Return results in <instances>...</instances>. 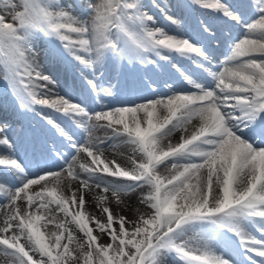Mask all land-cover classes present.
Masks as SVG:
<instances>
[{
    "label": "rangeland",
    "instance_id": "374dc122",
    "mask_svg": "<svg viewBox=\"0 0 264 264\" xmlns=\"http://www.w3.org/2000/svg\"><path fill=\"white\" fill-rule=\"evenodd\" d=\"M109 1L110 2L113 1L111 4H109L110 8L105 7L106 5L105 0L102 1L103 4L101 7L104 8L101 9L100 12H107L103 14V17L111 16L110 13H113L112 7L114 6V1L117 2L118 0H109ZM24 5H26V7H23ZM65 7H67V5H63L61 9H65ZM26 10H28L27 13L25 12ZM114 10L116 12H119L117 11V9ZM40 13L41 15L39 17L40 19L39 22L35 20V17ZM42 13L46 15L43 16ZM57 14H60V11H59V5H57L56 0L55 1L53 0V2L50 0H0V28L2 29L0 30V32H3L6 35L13 34L16 36L15 41L18 39V41L20 42L19 46H17L15 42L13 44L12 40H14V36L11 42L1 40L0 51L1 53H3L2 58L7 60V55L5 54L7 51L6 45L12 48H16V52L19 53V47L22 44L21 43L22 40L20 38L22 37L21 35L23 34L28 35L29 33L34 32L37 33L36 37H40L39 30L37 29V27L42 28V26L44 25V22L42 21V17L47 21V23L50 22V19H53L55 24L54 26H51V28L54 29L56 32L58 31L60 32L59 29H61V21L59 20V18L56 17ZM91 25L94 27L95 23L92 21ZM65 28L68 30V26H65ZM65 32L66 31L63 30V33ZM89 36L90 35H88V37ZM97 39H99V37H97ZM67 44L71 45L72 43L70 41H67ZM12 55L10 56V58L12 59V62L16 64L17 59ZM2 66L3 64L0 65V74L2 73L1 70ZM116 120H121V119L116 117ZM178 141L179 140H177L175 144H177ZM93 145L97 146V144H95L94 142L93 143L90 142L88 147L92 150ZM152 148L156 149V144L155 145L153 144ZM145 155L148 158V155L147 154ZM152 156H149V158H151ZM130 160H132V158H130ZM127 162L131 163L129 160ZM125 166L127 167L126 168L127 171L126 170L122 171L121 176L126 178H134L138 173H141L144 170V166L138 169L139 168L138 164L137 165L133 164L128 166L125 164ZM204 184L205 183H203V185ZM148 185L150 187V191H153L155 193L159 191V186L153 183H148ZM179 186H176V188L179 187V191H180L176 199L178 205L177 206L175 204L172 205L169 202L167 204L169 207L173 209H180L179 210L180 212L184 211L186 212V214H189V212L190 213L196 212L198 208L206 209L209 208L211 205L212 206L215 205L214 203L210 204V200L206 199L205 196L203 199H201L203 197L204 186L202 187L201 197L196 201L192 197L186 194V191H188L187 186H189V184L185 185L184 183H182V185L180 184ZM169 187L163 190V193L161 189L160 193L157 194L160 204H162V200H160V197L161 199L163 198V201L165 203H167V199L164 196L165 193L172 188L170 185ZM184 190L186 191L184 192ZM212 193L213 190H211V196ZM137 194L138 193H135L134 195ZM65 196H66L65 199H67L69 196L72 197L73 194L71 195L65 194ZM121 197H129V196L126 194L125 196L123 195ZM129 199L132 201V205H133L134 201L132 200L131 197ZM145 199L147 200V198ZM67 201H69V199L66 200V204ZM104 204L108 206L105 205L106 207L103 208ZM111 205H114V203H111L109 200L105 201L102 204L98 205V207H100L99 208L100 211H97V213L96 212L93 213L92 211H87V212L83 211V209L76 207V205L73 202L72 204H70L69 209L70 211L72 210V214H73V216L71 215L72 217L71 219L76 224L70 222H68L67 224L62 223L63 219L68 220L67 218L68 214H67L65 217L60 218L56 227V231H57L59 230V226L61 224H64L67 227L65 229L66 231L65 236L59 237L54 234L48 235L42 232L43 230L40 232L37 231L36 233L31 231L30 236L28 237L23 235L19 237L12 235L9 236L8 238L3 237L2 240H0V243L4 246V243H2V241L10 240L9 244L15 250L12 253L15 256H17L18 259L17 258L15 259L16 262H18L19 264H110L112 263V261H110V259L112 258L117 259L123 256H128V254L125 253V252L127 253L129 252V250L127 249L128 245L121 244L122 238L124 240L125 237L132 238L133 245H136L135 241H138V243H145V241L142 240L143 233L145 231L149 232L154 227L157 231H162V225L163 226L166 225L165 227L168 228L172 227V224L176 222L175 220L177 218L176 217L177 215L175 214L174 215L167 214L166 213L168 209L167 208L164 214L165 218L163 220V223H162V215H160L158 224L154 226L155 206H154L153 198H152L153 212L151 215L142 213V215H140L139 217H131L129 216V213L119 212L118 214H116L114 212V207H111ZM167 218H171V219L169 220ZM9 223L8 225H10ZM78 228L81 229L80 230L81 232L78 231ZM73 238L74 240H72ZM129 247L133 248L131 245H129ZM130 258L131 256L117 263L124 264V262L129 261ZM0 264H6V263L2 261Z\"/></svg>",
    "mask_w": 264,
    "mask_h": 264
},
{
    "label": "bare ground",
    "instance_id": "6f19581e",
    "mask_svg": "<svg viewBox=\"0 0 264 264\" xmlns=\"http://www.w3.org/2000/svg\"><path fill=\"white\" fill-rule=\"evenodd\" d=\"M69 8V7H68ZM65 9H67L65 7ZM66 23L65 26H68V32L71 34L72 39L75 40V43L78 44V46H86L84 42V35L82 33V27L83 23L80 20V18H75L72 15H66ZM264 22V17L263 20ZM251 43L254 46H257L261 43V40L258 38H254ZM264 46V42H263ZM259 48V47H256ZM80 49V48H78ZM83 52V50H81ZM41 58V57H40ZM39 60V59H38ZM68 80V77H66ZM49 85L50 82L45 78ZM70 81L73 82L74 80L70 77ZM35 84V83H34ZM56 88V87H55ZM185 95V94H183ZM21 96V95H19ZM19 98V97H18ZM162 103V102H161ZM19 107L24 108L26 106L23 99H18ZM148 104H142L136 107H131L127 113L129 114L125 118L121 119L122 121L127 122L130 126L129 129H140L144 131H148L149 127L155 120L158 122L160 121L161 113L159 110H154L153 113L149 112V108H147ZM163 107L164 105L161 104ZM13 107V104L8 105V108ZM27 107V106H26ZM146 107V108H143ZM163 110V109H162ZM205 112L202 116H198L193 119V123L188 126L185 125L184 127L178 128L179 131H174L173 133L169 135L164 134H158L154 138V145L156 144V148L162 149H172L176 145H178L181 141V139L188 134L191 129L195 130L196 122L201 121L204 122L203 118L206 112L211 110L210 108L206 107L204 108ZM152 117V122L150 123V118ZM116 120V116H114L112 113L106 114L105 120H107V123L103 126V130H109L110 127V120ZM157 122V123H158ZM143 125V127H142ZM172 123L169 125L171 126ZM168 126V127H169ZM182 128V129H181ZM164 129V128H162ZM180 138V139H179ZM178 141L177 144L176 141ZM93 143V142H92ZM138 152L139 149L136 147H132L129 144H123V145H111L106 148H100L99 145L92 147V153L96 156H99L101 158V161H98V163H109L112 162L113 164L118 163L115 167L116 170H119L123 167V165H128L129 160V153L130 151ZM141 157V156H140ZM137 165V164H136ZM131 168V167H130ZM133 168V166H132ZM126 170V169H125ZM129 170V169H128ZM127 171V170H126ZM243 171H245L244 167L240 168V171L238 173L239 175L243 176ZM169 173V174H184V177L181 179H186L189 175L191 177L192 185L188 187V191H186V194L192 197L195 201L199 199L202 195V187L205 191L207 187V177L206 174H210L209 176L210 184H211V190H213L211 200H217L220 192L221 187H219V180L216 177V172L208 171V170H202L200 166L192 165V164H185V165H173L170 167H166L162 173ZM213 175V176H212ZM54 176L52 179L46 178V182L39 183L41 185H31V188L29 191H35L38 190V188L41 189H49V192L55 193L54 196H52L51 199H48L47 197L42 198L41 205H38L37 203V197H33L27 200L26 194L25 195H19V190H11V192H7V196L4 198L0 197V240H2L3 237H9V236H30L29 231L37 232L42 231L48 235L54 234L59 237L65 236L67 228L64 224L70 222V204L74 202L76 207L83 209V211H92L93 213H97V211H100V207L98 205L102 204L105 201H110L111 203H114V205H111V207H114V212L118 214L119 212L123 213H129V216L131 217H139L140 215L146 214L150 212V208L148 205L144 202H140L139 197H145V194L147 191H141L139 196L134 195L137 191L131 192L127 194L129 197H118L117 193H114L109 190H104L103 188L99 187L101 186L98 182L100 180H97V182L91 183V185L88 188L83 187L80 185V183L75 179L73 175H68L64 171H61L58 175H52ZM102 183V182H101ZM203 183H205L203 185ZM66 184L71 185V187H75L77 189L76 191H72L70 187H66ZM190 184V183H189ZM48 185V186H45ZM35 186V187H33ZM214 186V187H213ZM25 187V185L23 186ZM23 187H21L23 189ZM56 187H61L62 191L67 194H73L72 198L67 201L62 196L61 192H58V189ZM209 188V189H210ZM203 191V197L204 193ZM82 192V193H79ZM125 196V193H121ZM132 198L134 201V204L132 205V201L129 198ZM147 198V197H145ZM206 200V199H205ZM146 201V199H145ZM191 202V201H190ZM107 204V202H106ZM102 211V210H101ZM102 213V212H101ZM68 214V220L63 219L62 223L59 226V230L56 231L57 224L61 217H65ZM99 215V213H98ZM105 215V214H104ZM10 222V223H9ZM8 223L10 225H8ZM64 225V227H63ZM78 232V231H77ZM74 234V233H73ZM77 236V235H76ZM5 239V238H4ZM74 240V238L72 239ZM77 240V239H76ZM81 240V239H80ZM82 241V240H81ZM79 242V241H78ZM82 244V242H81ZM79 245V244H78ZM2 244L0 243V263L3 261L6 264H19L15 260V256H11V253L6 252L2 248Z\"/></svg>",
    "mask_w": 264,
    "mask_h": 264
}]
</instances>
